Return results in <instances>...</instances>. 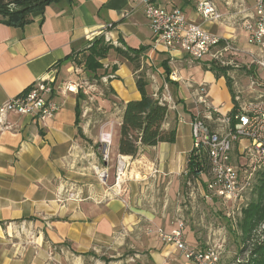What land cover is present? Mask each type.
<instances>
[{
  "label": "crops",
  "instance_id": "obj_1",
  "mask_svg": "<svg viewBox=\"0 0 264 264\" xmlns=\"http://www.w3.org/2000/svg\"><path fill=\"white\" fill-rule=\"evenodd\" d=\"M153 1L165 8H180L188 20L238 45L246 39L243 22L252 14L249 0H210L222 14L217 21H205L197 14V0ZM250 2L254 5V0ZM98 34H107V42L123 48L146 46L144 60L158 65L163 79L157 83L161 89L163 80L174 101L163 125L175 126L174 142L142 147L136 156L117 152L124 104L139 99L140 92L131 63L111 49L100 60L101 72L106 71L99 79L107 91L101 101L118 106V127L111 133L103 127L101 132L112 141V164L101 161V152L110 149L103 136L102 144L94 137L93 132L101 129H90L81 101L78 121L80 89L74 74L75 61L84 58L85 48ZM151 39L143 0H54L31 12L30 21L22 26L0 20V105L46 78L53 86L46 97L58 106L45 120L9 112L8 127L0 130V264H47L56 248L96 257L123 237L136 243V234L150 224L167 231L175 226L176 195L180 190L182 196H190V191H184V178L192 145L184 147L179 140L184 124L192 137L189 122L197 111L195 91L203 84L208 99L223 102L226 111L233 101L225 79L202 67L206 58L193 59L180 50L155 51ZM151 89L148 83V92L155 96ZM108 112L106 117L113 119ZM117 159L126 164L120 186L114 184L111 167ZM100 169L107 171L106 185L98 178ZM196 194L200 196L197 190ZM202 199L224 209L213 197ZM193 231L185 225L183 236L197 247L189 238ZM144 237L141 245L150 250L154 264H190L155 232Z\"/></svg>",
  "mask_w": 264,
  "mask_h": 264
},
{
  "label": "built area",
  "instance_id": "obj_2",
  "mask_svg": "<svg viewBox=\"0 0 264 264\" xmlns=\"http://www.w3.org/2000/svg\"><path fill=\"white\" fill-rule=\"evenodd\" d=\"M143 1L153 50H180L193 59L208 58L228 69L233 67L229 58L230 53H236L232 39L221 37L188 20L178 7L165 8L153 0ZM195 10L205 21H217L222 17L210 0H197ZM243 27L249 43L256 46L263 44L264 0H254L253 13L244 20ZM103 37L110 41L107 34ZM255 62L259 69L264 70L261 56ZM261 85L264 88V82ZM52 90L51 82L39 78L20 94L1 104L0 130L8 127L5 119L9 112L30 114L37 120L50 118L58 109L57 104L46 97ZM160 100L168 103L165 97ZM240 100L241 97L234 94L232 106L227 111L223 110L224 103L214 104L208 99L207 88L199 86L195 91L197 111L189 122L193 140L191 150L194 154L205 151L211 166L208 174L201 173L195 183H188L191 185L190 196H197V190L204 199L217 197L223 203H231L228 215L240 212L239 206L234 207V211L232 206L248 192L251 194L257 172L264 167V91L258 92L251 100ZM233 108L234 113L231 114ZM108 158L109 153L105 151L103 159ZM125 168L126 164L117 159L115 185L120 186ZM97 175L100 182L106 185L107 171L100 169ZM183 231L182 221L176 222L170 231L161 227L149 229L165 243L173 244L190 264H216L219 261L218 251L191 246L185 240Z\"/></svg>",
  "mask_w": 264,
  "mask_h": 264
},
{
  "label": "rangeland",
  "instance_id": "obj_3",
  "mask_svg": "<svg viewBox=\"0 0 264 264\" xmlns=\"http://www.w3.org/2000/svg\"><path fill=\"white\" fill-rule=\"evenodd\" d=\"M249 3L251 4L249 10L253 13V3H251L250 0ZM241 22L240 20V24ZM233 44L236 53H230L229 58L232 60L233 67L229 69L228 73L232 78L233 94H238L241 97L240 102H245L246 100L255 98L256 94L261 90L264 91L261 85L264 82V70L261 68L259 69L258 64L255 62L258 56L264 59V42L262 45L256 46L249 43L246 36L242 44L238 45L235 41H233ZM83 59V56H81L80 59L75 61L74 67L78 69L74 70V74L78 77V88L84 95V97L80 98V101L82 109L84 113H86V120L88 121L90 129L93 128L96 130L97 126L101 129L100 133H102L101 131L104 127L108 130L106 132L111 133L118 127L116 113L118 106L105 102L103 103L101 101V98L105 96L107 91L104 89V85L102 81H100L99 76L85 73L83 67L80 65ZM205 60L206 62L210 61L208 58ZM157 68L158 65L156 63H150V61L148 62L145 59L142 61L141 68L137 70L136 73L141 72L152 86L151 91L155 92V96L162 99V95H165L168 106H172L174 101L171 97L169 98L167 94L169 92L163 86V80L161 89L159 81L157 83V80L163 79L162 73H160ZM201 85L204 86L203 84ZM108 110V115L111 112L113 114V119L106 117ZM223 110H225V108H223ZM93 133L94 137L96 136V140L101 139L100 144H102L104 142L102 139L103 133L102 135L99 131ZM105 134L108 135V141H106V143L110 149L109 159L104 160L103 152H101V161H107L109 164H112V141L109 139L110 135L108 133ZM180 135V144H183L184 147L192 145V137L188 125L184 124L181 126ZM111 167L115 172V165ZM122 183L123 182L120 184ZM176 196H178V202L176 200V204L177 213L179 214L174 220L175 225L176 222L182 221L184 227L186 225V227L195 230L190 232L193 237L190 236L189 238L197 245V248H212L218 251L220 258L216 264H237L238 262H244L246 264L252 262V264L256 263L255 259L258 257H256L257 254L252 251L255 247L253 243L254 241L259 242L264 238V224L257 228L249 242L242 240L241 232L238 228L242 209L254 198L250 192L242 196L241 199L232 206L233 211L234 207L239 206L240 212L235 211V213H231L230 215L227 214V211L231 209L229 207L231 203H223L217 197H214L216 199L215 201H217L218 204L225 205L223 210L218 209V205H213V203L203 200L201 196H182L180 190ZM158 227L159 226L151 224L146 226L145 231L143 230L136 234L134 239L136 243L131 242L127 237L124 238V234L122 236L123 239L118 242L117 246L105 248L101 252L96 253V257L91 255L80 257L69 251L64 253L59 248H53L55 250L47 264H154L150 256V250L147 248L144 249L145 245H141V241L145 239L144 236L149 237L151 234L149 229L155 230ZM184 235L187 237V231H185ZM260 259H264V257L260 256L259 260ZM174 264L180 263L176 261Z\"/></svg>",
  "mask_w": 264,
  "mask_h": 264
},
{
  "label": "trees",
  "instance_id": "obj_4",
  "mask_svg": "<svg viewBox=\"0 0 264 264\" xmlns=\"http://www.w3.org/2000/svg\"><path fill=\"white\" fill-rule=\"evenodd\" d=\"M36 1L38 0H0V20L8 25L22 26L30 21L31 12L41 10L46 4L54 0H43L35 4ZM3 5H10L12 9H3L1 7ZM111 49L131 63L136 74V85L140 92L139 99L129 100L124 104L118 130L117 152L122 155L136 156L142 147L153 146L160 142H174L176 138L175 126L168 128L163 126L168 114L167 103L149 93L147 90L148 80L141 72L136 73L144 60L143 52L146 46H140L136 49L123 48L107 42L102 34H98L91 39L85 48L83 69L89 74L101 76L106 70L101 72L103 65L100 60L105 58ZM202 67L211 70L216 77H224L233 101L234 94L232 78L228 73L229 69L218 65L215 61L204 62ZM113 69L115 66H112ZM165 73L168 77L170 73L168 66L165 67ZM76 96V112L79 121L81 113L79 101L84 95L81 90H78ZM233 113L234 108L231 111V114ZM210 167L209 157L205 151L202 150L199 154H194L190 150L186 161L184 191L190 190L191 185L188 183H195L201 173L208 174ZM251 194L254 198L242 209L241 219L238 222L242 240L245 242H249L257 228L264 224V167L257 172ZM253 245L255 247L252 251L258 257L255 259V264H264V259L259 260L260 256L264 257V238L259 242L254 241ZM237 264L246 263L238 262Z\"/></svg>",
  "mask_w": 264,
  "mask_h": 264
},
{
  "label": "water",
  "instance_id": "obj_5",
  "mask_svg": "<svg viewBox=\"0 0 264 264\" xmlns=\"http://www.w3.org/2000/svg\"><path fill=\"white\" fill-rule=\"evenodd\" d=\"M43 0H38L35 2V4L42 2ZM3 9L11 10L12 7L10 5H3L1 6Z\"/></svg>",
  "mask_w": 264,
  "mask_h": 264
},
{
  "label": "bare ground",
  "instance_id": "obj_6",
  "mask_svg": "<svg viewBox=\"0 0 264 264\" xmlns=\"http://www.w3.org/2000/svg\"><path fill=\"white\" fill-rule=\"evenodd\" d=\"M103 137H104V139H105L106 141H108V140H107L108 135H106L105 133H103ZM105 137H106V138H105Z\"/></svg>",
  "mask_w": 264,
  "mask_h": 264
}]
</instances>
